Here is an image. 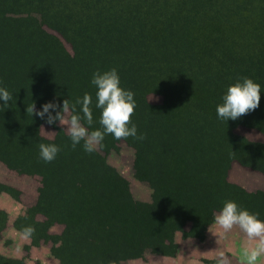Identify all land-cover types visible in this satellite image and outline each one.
Returning <instances> with one entry per match:
<instances>
[{"label": "trees", "instance_id": "1", "mask_svg": "<svg viewBox=\"0 0 264 264\" xmlns=\"http://www.w3.org/2000/svg\"><path fill=\"white\" fill-rule=\"evenodd\" d=\"M7 15H24L11 40L2 36ZM112 68L134 93L133 124L146 136L129 138L137 142L136 177L154 185L149 202L134 200L100 153L64 141L58 121L49 140L39 133L47 116L26 112L33 103L40 111L53 102L54 116L65 99L75 104L89 93L91 130L101 128L91 79ZM244 77L261 86L259 107L235 121L219 119L227 87ZM0 88L13 96L7 105L0 100V162L41 178L35 204L15 225L35 229L33 244L50 241L60 264H120L145 243L172 254L168 235L203 240L225 201L264 221V189L248 191L223 177L234 161L260 164L264 172V143L234 131L245 126L264 134V0H0ZM150 93L161 102L150 103ZM119 141L106 135L99 150H118ZM41 143L61 149L52 162L40 158ZM10 190L0 184V191ZM49 211L64 225L55 237L47 234L54 220L35 219ZM6 220L0 210V233ZM0 264L19 262L0 257Z\"/></svg>", "mask_w": 264, "mask_h": 264}, {"label": "clouds", "instance_id": "2", "mask_svg": "<svg viewBox=\"0 0 264 264\" xmlns=\"http://www.w3.org/2000/svg\"><path fill=\"white\" fill-rule=\"evenodd\" d=\"M91 84L96 88L95 107L101 110L99 124L101 128L91 130L93 121V97L85 93L82 99H77L75 104H70L68 99L63 101V106L53 116L50 110L59 106L48 102L42 106V110L35 111L34 103L27 106L26 112L32 116L44 119L47 116L49 125L59 121L66 126L72 148L83 142V150L89 154L102 147L106 135H112L116 140L133 137L138 140L146 139L145 135L137 134V127L132 123L136 102L134 93L120 86V77L117 69L94 72ZM261 86L252 79L244 77L229 85L222 97V102L217 105L216 112L223 121L237 120L259 107ZM13 99L12 94L5 88H0V100L7 105ZM76 105L80 106L79 114ZM82 120L84 123H82ZM87 125V127L85 126ZM131 125V126H130ZM39 155L45 163L52 162L61 150L56 144H39ZM216 232L214 235L220 238L226 237L233 229H239L244 235V243L240 252V264H264V221L256 214L242 209L234 201H225L220 212L214 217ZM35 232L32 226L24 227L21 231L22 238L28 239ZM216 264H230V260L219 252Z\"/></svg>", "mask_w": 264, "mask_h": 264}, {"label": "rangeland", "instance_id": "3", "mask_svg": "<svg viewBox=\"0 0 264 264\" xmlns=\"http://www.w3.org/2000/svg\"><path fill=\"white\" fill-rule=\"evenodd\" d=\"M23 16L24 15H19V17L18 15H7L3 19L2 36L6 40H11L13 38L15 23ZM43 28L49 33L57 34L47 26H43ZM64 45L66 49L70 50V47L67 43L64 42ZM147 100L150 103L158 104L161 102L162 97L159 94L150 93L147 95ZM137 112L138 109L136 107L134 115L131 117L132 123L138 122L136 116ZM82 123H84L83 120ZM56 125L62 130L63 140L68 141L70 137L66 131V126L60 125L59 121ZM85 126L87 127L86 124ZM89 131H91V128L89 129ZM234 131L251 141L264 143V134L254 128L237 126ZM39 133L42 137L52 140L55 137L56 128L52 125H49L48 123L43 122L39 125ZM136 145L137 142L134 139L127 138L126 140L122 139L117 143L118 150H112L108 153H104L98 148L97 152L104 157L105 162L110 167L115 169L116 172L127 181L130 193L134 200L149 202L151 200V193L154 185L152 180H139L135 175L133 162L136 152ZM223 177L231 183H235L244 187L248 191H259L264 189L263 166L257 163L242 164L234 161L229 167L224 169ZM40 180L41 178L37 174H18L14 170L6 167L2 162H0V184L11 189V196L15 200H17L18 207L22 208L24 214H26V210L32 207L36 202L38 195L37 190L41 185ZM219 212L220 211H216L215 216ZM35 219L40 222H44L45 225L48 222V219L54 220L47 231V234H49L51 237L59 235L63 230V223L58 220V215L52 211H49L44 215L37 214L35 216ZM38 233L39 236H42L44 233H46V231L40 228L38 230ZM196 240L197 239L195 238L184 237L181 231H177L173 234L168 235V237L166 238V243L169 246L173 244L176 245L174 253L171 252V248H167V253L172 254H160L157 251L159 247L157 244L145 243L143 250L139 252L135 258L127 259L120 262V264H165L167 263L165 256H174V254L179 249L180 251H183L182 249H184V251L188 253L191 248V251L195 252L197 244ZM40 241L42 242V244L49 247L53 246L50 241H47V239V242H43L42 240ZM179 257L183 256L180 255ZM214 261H216V259Z\"/></svg>", "mask_w": 264, "mask_h": 264}, {"label": "crops", "instance_id": "4", "mask_svg": "<svg viewBox=\"0 0 264 264\" xmlns=\"http://www.w3.org/2000/svg\"><path fill=\"white\" fill-rule=\"evenodd\" d=\"M0 210L7 215L5 226L0 233V257L17 261L19 264H60L51 253L49 249L51 247L42 242L33 244L31 238H22V230L17 228L15 222L17 218L24 215V211L18 207L17 200L5 191H0ZM212 232H216L214 222L208 227L204 239L196 240L195 252H192L191 248L188 253L184 249L183 251L179 249L174 256H165L166 262L169 264H208L205 260H215L219 252H224L230 264H240V252L245 238L239 229H233L226 237L219 240ZM180 255L183 257H179Z\"/></svg>", "mask_w": 264, "mask_h": 264}]
</instances>
